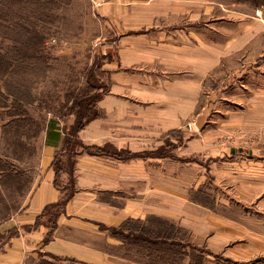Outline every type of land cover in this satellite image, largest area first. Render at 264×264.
<instances>
[{
	"label": "crops",
	"instance_id": "crops-1",
	"mask_svg": "<svg viewBox=\"0 0 264 264\" xmlns=\"http://www.w3.org/2000/svg\"><path fill=\"white\" fill-rule=\"evenodd\" d=\"M98 5L112 34L103 66L108 90L95 105L98 116L75 137L72 122L48 123L27 198L0 228V234L15 232L0 239V264H145L126 255L133 248L119 232L128 222L148 225L150 217L173 222L213 255L264 264V231L241 222L264 218V149L221 151L212 143L208 149L212 140L191 128L199 122L203 80L226 60H239L237 52L255 41L262 24L236 15L232 25L230 14L237 12L227 0ZM258 96L249 99L247 114L234 117L239 126L257 122L264 107ZM182 131L190 135L183 147ZM2 136L0 128V158L6 159ZM70 140L81 146L67 148ZM187 172L189 181L183 180ZM209 176L221 186L216 197ZM192 194L213 199L197 201ZM63 200L52 216L56 209H47ZM234 208L241 216L226 215Z\"/></svg>",
	"mask_w": 264,
	"mask_h": 264
},
{
	"label": "rangeland",
	"instance_id": "rangeland-1",
	"mask_svg": "<svg viewBox=\"0 0 264 264\" xmlns=\"http://www.w3.org/2000/svg\"><path fill=\"white\" fill-rule=\"evenodd\" d=\"M102 1L1 0L0 128L10 126L7 129L10 139L2 136L1 150L6 159L0 158V228L19 211L27 198L48 123L55 119L72 122V127L78 118L77 102L81 105L80 113L84 109L80 119L85 121L94 115V105L108 90V76L103 66L111 55L106 44H109L112 34L108 17L103 16L99 9L98 4ZM227 2L237 12L230 14L231 24L235 23L234 16L245 15L247 21L260 22L262 29L256 33L251 46L237 52L239 60H226L222 67L203 80L199 122L191 128L197 135L208 136L212 140L208 149L211 143L214 149L221 151L251 149L259 145L264 149V107L260 109L256 125L242 123L239 126L240 122L234 118L252 109H247L248 101L258 93V99L264 103V0ZM7 86L13 90L16 86L28 89L27 102L31 101V105H25L24 109L29 116L9 114L11 107L5 108L10 105L8 97L5 98ZM257 134L260 142L254 140V137L258 138ZM181 136L183 147L190 135L182 131ZM170 143L167 141V157L172 154ZM222 157H214V161L224 159ZM1 171L5 173L1 175ZM189 176L187 172L183 180L189 181ZM211 181L209 176L207 183L211 191L215 189L212 195L216 197V188L220 192L221 186L214 185V179ZM191 198L210 202L213 196L192 194ZM217 211L222 212L219 207ZM238 213L239 210L234 208L226 215L241 216ZM241 222L248 228L264 231V218ZM136 226L139 225L134 224V229ZM14 233V230L1 233V244ZM180 236L190 240L186 230L185 235L181 233ZM131 248L126 254L128 257L147 263L148 259L138 253L136 246ZM207 260L208 264H236L211 255ZM187 263L185 260L182 264Z\"/></svg>",
	"mask_w": 264,
	"mask_h": 264
},
{
	"label": "trees",
	"instance_id": "trees-1",
	"mask_svg": "<svg viewBox=\"0 0 264 264\" xmlns=\"http://www.w3.org/2000/svg\"><path fill=\"white\" fill-rule=\"evenodd\" d=\"M0 4H1V0H0ZM0 27H1V12H0ZM14 90L17 91L14 92ZM14 90L11 89L9 86H7V88L5 89V93H6L5 98L8 97L7 101L10 102L9 103L10 105L5 106V108L8 109L9 107H11V109L9 110V114L11 116H19V117L29 116L27 110L24 109L25 105H31V101L27 102L28 89L23 88V86H16ZM75 104H76V108H78L76 109L77 111L76 115L78 118L76 123L70 129V133L73 137H75L76 132L81 130L89 120L98 116L95 109V105H96L95 104L94 115L87 118L85 121H82L80 119V116L82 115L84 109L80 113V109H81L80 103L77 102ZM18 108L21 109V111L15 112V110H17ZM0 109H1V44H0ZM30 121H32V118ZM14 124H16V122ZM9 127L6 125L5 126L3 125L2 127L3 135L7 139H10L8 137L9 131H7ZM77 146H81V143L77 140H75V142H72L70 140L69 142H67L66 145L67 148H72V149ZM85 150L93 154L94 153L98 154L99 152L98 149L92 147H87L85 148ZM118 156L122 157L120 155ZM2 173L5 172L1 171V175H3ZM69 197L70 195L67 196V198ZM64 202L65 200L61 201V203L48 208L47 211L55 208L56 211L52 216H56L57 213H59L61 211V208L64 206ZM155 222L156 224L154 225ZM134 224H138L139 226L138 227L136 226V229H134ZM181 233L182 234L184 233L185 235V230L177 227L175 224H173V222L161 218L150 217L148 220V225L144 224L142 226L141 223L139 222H128L120 229L119 237L124 241L125 245H127L129 248L136 246L137 247L136 250L139 251L138 253H141V255L144 254L146 256V259H148L147 261L148 264L151 263L154 264L156 262H157L156 264L158 263L182 264L184 263L185 260H188L187 264H208L209 262L207 260V256L211 255L217 258L221 257L219 255H213L212 253L206 251L205 249L195 247L185 239H181L180 236ZM221 258L223 260H226L223 257ZM39 264H54V263L49 261H40Z\"/></svg>",
	"mask_w": 264,
	"mask_h": 264
}]
</instances>
